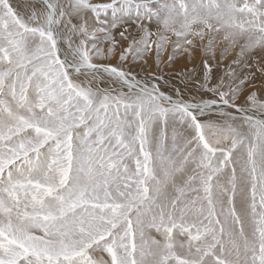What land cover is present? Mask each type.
Returning <instances> with one entry per match:
<instances>
[{
    "label": "snow or ice",
    "instance_id": "6c2138e0",
    "mask_svg": "<svg viewBox=\"0 0 264 264\" xmlns=\"http://www.w3.org/2000/svg\"><path fill=\"white\" fill-rule=\"evenodd\" d=\"M0 264H264V0H0Z\"/></svg>",
    "mask_w": 264,
    "mask_h": 264
},
{
    "label": "rangeland",
    "instance_id": "374dc122",
    "mask_svg": "<svg viewBox=\"0 0 264 264\" xmlns=\"http://www.w3.org/2000/svg\"><path fill=\"white\" fill-rule=\"evenodd\" d=\"M186 2H190V0H186ZM205 2H207V0H205ZM205 42H207V36L205 37ZM225 41L223 40V36H222V34L220 35V36H217L216 37V40H215V52H216V56H217V58H219V55H220V50L225 46ZM171 51V48H169V52ZM238 51H239V45H237L235 48H233L230 52H229V54L227 55V57L223 60V64H222V66L223 65H226V64H229V63H231L232 62V60L237 56V53H238ZM257 51V50H256ZM168 52H166L164 55H163V57H162V60H161V64H160V68L162 69V72H163V75H164V72H165V74L167 75V74H169V76L167 75H164V81H167V83H165L166 85H167V87L169 88L170 87V85H171V87H172V85H173V83H175V84H180V80H181V73L183 72V71H185V68L187 67V69H191L192 67H194V66H197V65H199V54L196 56V58H195V61H194V63L193 62H188V59L186 58V57H184V56H178L177 58H176V62L175 63H173L172 65H170L169 67H167V68H164V63H166L167 62V60H168ZM252 58H253V61H255V60H257V59H259L258 58V55H253L252 56ZM147 59V61H148V64H147V69L145 68H143L142 67V70H141V73H139V76H141V77H144V79L145 80H150L151 78V76L153 77V75L155 74V73H153V72H155V71H157V68H156V64H155V57H154V53L152 54V55H150L149 57H147L146 58ZM185 59V60H184ZM117 60H118V57L117 58H112L111 59V62L112 63H116L117 62ZM105 62H107V61H105ZM153 64V65H152ZM186 64H187V66H186ZM153 66V67H152ZM141 67V66H140ZM148 70H150L151 72H152V74L153 75H149L150 77H148V74H151V72L149 71L148 72ZM144 72V73H143ZM143 73V74H142ZM148 73V74H147ZM173 74V75H172ZM147 75V76H146ZM176 76V77H175ZM147 77V78H146ZM167 79H166V78ZM158 78V77H157ZM171 78H172V80H171ZM153 80V79H152ZM171 80V81H170ZM169 81V82H168ZM173 81V82H172ZM178 81V82H177ZM163 82V81H162ZM164 83V82H163ZM103 84H101V86H102ZM179 86V85H178ZM103 87V86H102ZM187 94H190V95H187ZM186 97H190L191 96V93L189 92V91H187L186 92ZM204 132H205V136H206V138H208L209 140H210V142H215V135H214V132H213V130L212 129H208V128H206L205 130H204ZM236 155V158L237 159H239L240 158V153H237V154H235ZM152 236L154 237V238H156V239H162V236L160 235V234H158V233H156L155 231H153L152 232ZM174 238H175V240H176V242H177V244L179 243V242H184V243H186L187 242V237H181V236H179L178 234H176V233H174ZM176 251H177V253L178 254H180L181 252H182V250L177 246V248H176ZM104 258H106L107 259V256L106 255H104Z\"/></svg>",
    "mask_w": 264,
    "mask_h": 264
},
{
    "label": "bare ground",
    "instance_id": "6f19581e",
    "mask_svg": "<svg viewBox=\"0 0 264 264\" xmlns=\"http://www.w3.org/2000/svg\"><path fill=\"white\" fill-rule=\"evenodd\" d=\"M13 3H14V5H18V4H23L24 3V0H13ZM259 51V49H257V52ZM258 58H259V56H258ZM185 60V59H184ZM252 60H253V58H252ZM189 62V61H188ZM153 65V64H152ZM186 66H187V64H186ZM142 67L143 66H141V67H136L135 68V71L138 73V75H139V73H141V70H142ZM153 67V66H152ZM144 68V67H143ZM145 69V68H144ZM147 69V68H146ZM150 70H148V72H149ZM158 71V70H157ZM157 71H155V72H153V73H157ZM151 72V71H150ZM184 72V71H183ZM182 72V73H183ZM144 73V72H143ZM142 73V74H143ZM182 73L180 74V75H182ZM148 74V73H147ZM149 75H153L152 74V72H151V74H148V77H150ZM164 75H166L165 74V72H164ZM164 75H163V77H164ZM168 76H169V74H167ZM166 75V76H167ZM173 75V74H172ZM147 76V75H146ZM141 77V76H140ZM176 77V76H175ZM181 77V76H180ZM144 78V77H143ZM147 78V77H146ZM151 79L150 80H145L144 79V81H146L147 83H149V84H151V83H154L155 81L154 80H152V76L150 77ZM166 78V77H165ZM167 79V78H166ZM171 80H172V78H171ZM170 80V81H171ZM169 82V81H168ZM173 82V81H172ZM178 82V81H177ZM109 83V81H105L104 83H103V87L104 86H106L107 84ZM163 83V82H162ZM179 85V84H178ZM101 86V87H102ZM163 86H164V88L167 90V92L169 93V94H172V87H171V85H170V87L168 88L167 87V85L165 84V83H163ZM124 91H127V89H124ZM190 93H191V96L190 97H186L189 101H191V99L195 96V98L196 99H199L200 97L198 96V95H196V90L195 89H193L192 91H189ZM187 95H190V94H187Z\"/></svg>",
    "mask_w": 264,
    "mask_h": 264
}]
</instances>
